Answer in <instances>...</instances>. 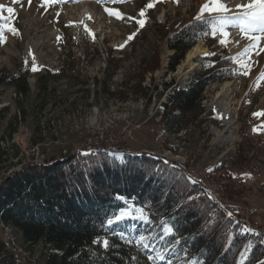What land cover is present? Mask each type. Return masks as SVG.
I'll list each match as a JSON object with an SVG mask.
<instances>
[{"label":"rangeland","instance_id":"rangeland-1","mask_svg":"<svg viewBox=\"0 0 264 264\" xmlns=\"http://www.w3.org/2000/svg\"><path fill=\"white\" fill-rule=\"evenodd\" d=\"M43 2L32 0L29 5L28 0H0L5 6L0 30L5 24L18 30V34L4 33L0 70L16 73L28 69L31 89L27 96L11 86L1 89L0 146L7 147L17 163L10 171L30 162L66 158L90 147L102 148L118 162H124L127 153L151 151L199 181L196 184L220 209L232 213L227 218L264 236V38L251 40L238 24L230 23L227 46L220 44L222 37L217 34L214 39L211 34L213 15L206 13L196 19L208 0H59L41 7ZM149 3L154 7L146 8ZM8 7L15 9L14 15L6 11ZM106 8L119 11L123 19L110 15ZM142 9L144 17L139 16ZM240 12L236 9L229 15ZM136 19H144V26ZM187 26L207 39L196 42L201 48L190 61L185 55L177 68L169 71L174 52L169 35ZM211 45L223 57L218 68L227 64L221 75L232 69L234 79L210 83L203 92V102L217 121L206 119L201 132L175 136L158 115L168 97L164 84L174 80L173 87L189 88L197 78L215 71L212 55L205 56L213 53ZM34 65L37 71L32 70ZM115 65L118 69L102 91L94 80L108 78V67ZM134 73L141 76L144 89L125 91L120 97L113 94L122 82L129 79L131 85ZM40 75H48L52 89L44 108L37 97ZM227 82L230 84L220 101L224 97L229 111L222 114L217 95ZM122 202L124 207L136 205L129 199ZM2 226L0 242L15 243L21 251L19 264H35L36 256L23 249L20 234ZM109 231L99 237L108 239V249L124 247L131 258H143L145 264H181L170 263L164 256L167 250L160 246H154L151 254L150 248L129 244ZM126 234L129 240L137 238ZM91 249L94 253L108 250L94 242Z\"/></svg>","mask_w":264,"mask_h":264},{"label":"trees","instance_id":"trees-1","mask_svg":"<svg viewBox=\"0 0 264 264\" xmlns=\"http://www.w3.org/2000/svg\"><path fill=\"white\" fill-rule=\"evenodd\" d=\"M199 32L187 26L169 35V47L174 51L169 71L177 68L199 39H207ZM211 46L215 53L211 64L220 71L215 69L197 78L189 88L173 87L174 80L164 84L168 97L160 105L158 115L164 127L175 136L201 132L206 119L217 121L203 102V92L210 83L234 79L232 69H228V75H221L227 64L218 68L223 57L219 56L217 47ZM207 64H204L205 70H208ZM108 68V78L94 80L102 91L118 66ZM134 74L131 85L128 79L113 94L120 97L125 91L143 90L141 76ZM50 85L48 75L37 78V97L43 108L48 104ZM8 86L27 96L31 91L28 69L20 68L16 73L0 70V95L1 89ZM16 165L9 149L0 146V224L20 234L23 249L29 251L31 257L36 256L35 264H145L143 258H131L124 247H111L97 253L91 249L94 240L110 232L108 227L102 226L106 216L124 208L123 202L116 199L117 194L136 205L151 208L150 224L127 220L113 226L115 232L149 235L153 245L148 249L151 254L154 246H160L167 250L164 256L170 263L264 264V236L247 231L243 222L227 218L198 184L181 180L177 188L161 187L162 182L145 177L144 170L163 168L172 173V165H176L154 152L127 153L125 161L118 162L102 148L90 147L66 158L30 162L10 171ZM180 173L188 176L178 166L175 174ZM187 195L197 199L178 210L177 203H182ZM173 217L179 226L176 237L179 243H172V237L159 239L161 219ZM14 245L6 240L0 242V264H19L21 251Z\"/></svg>","mask_w":264,"mask_h":264},{"label":"snow or ice","instance_id":"snow-or-ice-1","mask_svg":"<svg viewBox=\"0 0 264 264\" xmlns=\"http://www.w3.org/2000/svg\"><path fill=\"white\" fill-rule=\"evenodd\" d=\"M17 3L20 0H16ZM32 0H28L29 5H31ZM59 0H44L41 7L45 4H54L58 3ZM113 3L117 2V0H112ZM119 2H123V0H119ZM179 3V0H176ZM154 7V3H149L146 5V8ZM238 9L241 10L239 14L229 15L232 12L223 0H208L202 8L200 14L196 17L197 20H201L206 13L213 15V30L212 35L215 39L217 34H219L222 38L219 40V43L227 46L228 40L227 37L230 33L227 31V26L230 23H236L239 25L240 31L249 39L251 40H258L264 38V0H249L247 3H243L236 6ZM5 9L4 5H0V18H3L2 13ZM6 11L10 14H15V9L8 7ZM106 12L110 15H115L117 18L123 19V16L120 14L119 11H113L111 9L106 8ZM140 17L145 16V10L142 9L139 13ZM128 19H135V17H129ZM136 23L143 27L145 20L144 19H136ZM87 27V26H85ZM5 32H11L13 34H18V30L14 27V25L5 24L3 30H0V43L6 41V36L4 35ZM134 35V34H133ZM133 37L130 36L129 39ZM123 47V45H121ZM208 55H215V53H205V56ZM34 59V57H33ZM244 67V65H242ZM33 71H37L38 68L34 65L32 68ZM247 75L248 73L245 72ZM85 155H91L90 153H85ZM115 155V154H113ZM123 158V157H121ZM164 163H168V161H164ZM178 166L172 165L173 172L168 173L163 168H153L150 172L148 170H144V175L147 179L150 180H157L162 182L161 187L165 185H170L172 188H177L180 181L183 180L186 184H196L199 181L192 179L190 176H185L183 173L179 175L175 174V170ZM211 171V169L209 170ZM116 199L119 200H127L128 198L117 194ZM197 197L192 195H187L183 197V202L177 203V209H182L185 205L190 206L191 203L196 200ZM227 216L231 217L232 213H227ZM127 220H140L144 223H152V215H151V208L146 207L145 205L136 206L130 205L128 207L120 208L116 212L111 215H107L105 220L102 222V226H106L113 231L114 235H118L120 239L125 240L129 244H135L137 246H143L145 248L152 247L151 240L149 239V235L146 234H138L135 240H129L127 238V234L121 231L120 233H116L114 229V225H119ZM161 231L159 233L160 240H167L169 237H172V243H179V239L176 237L179 234V226L175 222V217L171 219H161ZM247 231H252L251 229H246ZM94 243L102 244L104 249L109 248V241L108 239H104L101 241L99 238L93 241ZM154 250V249H153ZM163 259V256L159 257ZM199 264V261L197 262Z\"/></svg>","mask_w":264,"mask_h":264},{"label":"bare ground","instance_id":"bare-ground-1","mask_svg":"<svg viewBox=\"0 0 264 264\" xmlns=\"http://www.w3.org/2000/svg\"><path fill=\"white\" fill-rule=\"evenodd\" d=\"M225 2V4L230 8L232 9V11L238 9L236 6L237 5H240V4H243V3H247L249 2V0H223ZM201 48V45L198 44V45H195L186 55L187 57V60L190 61L191 58L195 55V53L197 51H199ZM188 63V62H187ZM190 63V62H189ZM230 82H227L225 83L224 85V88L222 89V91H220L218 93V97H219V102H218V107H219V111L222 113V114H227L228 111H229V107H228V103L222 101L223 99L220 101V97L224 96L225 94V88H227L229 86ZM231 110V109H230ZM214 197V196H213ZM216 198V197H215Z\"/></svg>","mask_w":264,"mask_h":264}]
</instances>
